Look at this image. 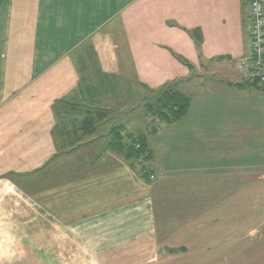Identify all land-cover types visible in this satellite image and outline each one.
I'll list each match as a JSON object with an SVG mask.
<instances>
[{
  "label": "crops",
  "instance_id": "crops-1",
  "mask_svg": "<svg viewBox=\"0 0 264 264\" xmlns=\"http://www.w3.org/2000/svg\"><path fill=\"white\" fill-rule=\"evenodd\" d=\"M247 2L0 0V264H264V90L237 65ZM105 74L190 98L147 135L153 179L111 145L149 119H114ZM62 99L76 106L53 137Z\"/></svg>",
  "mask_w": 264,
  "mask_h": 264
},
{
  "label": "trees",
  "instance_id": "trees-1",
  "mask_svg": "<svg viewBox=\"0 0 264 264\" xmlns=\"http://www.w3.org/2000/svg\"><path fill=\"white\" fill-rule=\"evenodd\" d=\"M190 38L196 45V49L199 51L202 45V35L199 30L194 29L187 31ZM177 59L181 61L186 67L192 70L191 65L187 60L181 56ZM223 58L217 57L215 60L221 61ZM214 60V61H215ZM244 84L252 85L259 90H264V85L259 86L257 82H251ZM147 95L140 98L141 107L143 108L144 120H148L145 125V130L137 131V133H126L124 137L120 136L121 131L125 130L123 125L113 129V143L112 147L116 151H119L125 158L136 166L138 163L141 164L140 172L145 181L150 180L148 170L145 168V163L149 162L151 158V152L148 150V138L149 133L157 131L161 125H169L171 123L177 122L186 115L187 110L190 106V98L178 89V82L169 81L158 88L151 89L145 87ZM67 100L62 99L57 102L54 106L57 123L53 130V137H56V132L63 128L65 121L67 120L66 115L69 114L65 111L66 108L76 106L74 104H66ZM97 118L94 117H84L81 126L84 127L85 131H94V122ZM101 121V119H99Z\"/></svg>",
  "mask_w": 264,
  "mask_h": 264
},
{
  "label": "built area",
  "instance_id": "built-area-1",
  "mask_svg": "<svg viewBox=\"0 0 264 264\" xmlns=\"http://www.w3.org/2000/svg\"><path fill=\"white\" fill-rule=\"evenodd\" d=\"M248 52L238 59V74L242 82L264 85V0H248ZM153 179V176H150Z\"/></svg>",
  "mask_w": 264,
  "mask_h": 264
},
{
  "label": "rangeland",
  "instance_id": "rangeland-1",
  "mask_svg": "<svg viewBox=\"0 0 264 264\" xmlns=\"http://www.w3.org/2000/svg\"><path fill=\"white\" fill-rule=\"evenodd\" d=\"M110 76H112V74H105V80L101 81L99 90H103V92H108L109 90H111L114 94L120 93V97L117 100H115L114 98L109 102L110 99H108V97L105 99L106 104L114 102L116 111L111 113V115L116 117L114 118L116 121H118V119H122V121L132 120V122L135 123L134 127L138 129H142V127L139 125L141 124L142 121H144V117H143L144 115H143V108L141 107V103L139 100L141 97L143 98L144 96H146L147 92L144 91L145 89L134 85L135 83L132 81L130 75L129 76L122 75L119 79L123 81L126 80V78L124 77H127V80L133 83V87L135 88L133 94L127 93V85L124 84V81L123 84L125 86V90L120 81L116 80L115 78L113 80H109ZM90 83L91 85H93L94 83L98 84V82H94V83L90 82ZM130 165H132V167L134 166L132 162ZM136 166L141 168V164L139 163ZM12 178L17 180L22 187L23 186L27 187L26 184L21 179L15 176H12Z\"/></svg>",
  "mask_w": 264,
  "mask_h": 264
}]
</instances>
